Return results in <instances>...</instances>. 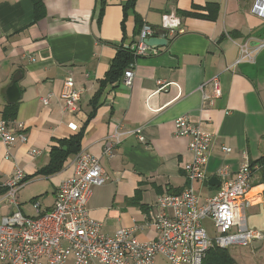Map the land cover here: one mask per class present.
Wrapping results in <instances>:
<instances>
[{"label": "crops", "instance_id": "1", "mask_svg": "<svg viewBox=\"0 0 264 264\" xmlns=\"http://www.w3.org/2000/svg\"><path fill=\"white\" fill-rule=\"evenodd\" d=\"M42 1L44 15L36 19L31 0H0V116L10 104L6 91L14 80L19 92L14 120L23 124L26 136L15 142L10 158L4 157L0 141V181L16 167L24 172L17 196L22 212V191L37 183L44 190L30 191L28 203L34 198L40 212L50 209L59 184L74 171L76 154L86 151L99 158L107 177L93 189L89 216L104 233L131 228L139 241L154 239L151 213L157 211V196L188 186L185 166L192 154L189 138L174 132L178 116L212 134L205 178L194 183L199 203L219 189L220 169L230 176L237 172L242 152L249 162L264 159V48L254 62L235 63L240 44L254 46L264 36V20L250 12L252 0H135L126 12L129 0ZM143 24L156 28V35L165 34L168 43L157 47L156 54L136 56L125 68L134 72L130 86L124 72L104 81L117 47L136 43ZM169 29L183 32L171 36ZM214 76L221 94L213 97L210 86L204 87L210 97L203 104L200 86ZM66 78L81 90L76 112L66 111L60 99ZM157 80L169 84L158 90ZM49 93V103L43 104L40 97ZM79 131V151L67 155L55 172L40 173L49 163L51 147ZM115 131L123 135L108 156ZM32 149L39 153L31 155ZM212 177L218 183L204 181ZM263 194L257 169L245 218L249 228L264 235ZM12 210V205L0 204V217ZM33 211L31 216L38 213ZM226 249L233 264H264V238ZM153 264L171 263L158 254Z\"/></svg>", "mask_w": 264, "mask_h": 264}, {"label": "built area", "instance_id": "2", "mask_svg": "<svg viewBox=\"0 0 264 264\" xmlns=\"http://www.w3.org/2000/svg\"><path fill=\"white\" fill-rule=\"evenodd\" d=\"M250 12L264 20V0H252ZM157 29L143 24L136 43L126 45L135 56L156 54L157 48L150 47L144 40L157 33ZM171 36L183 32L182 29H169ZM264 48V36L254 46L243 42L239 45V56L235 63L254 62L256 54ZM131 66V65H130ZM132 67L124 71V83L132 84ZM158 90L169 83L157 80ZM210 86L211 96L221 94L217 76L201 84L203 104L210 95L204 87ZM52 94L40 97L48 104ZM81 90L75 87L71 78L63 81L60 99L64 109L76 112L79 108ZM76 130V126L69 124ZM21 122L5 120L0 116V141L4 146V157L10 158L11 148L16 141H25L26 136ZM177 136L189 138L188 149L192 154L185 172L188 186L180 193H164L157 196L151 219L156 236L148 242L139 241L131 228H120L110 235L101 230V223L88 214V202L94 187L104 184L107 177L99 158L86 151H79L74 159V171L58 186L52 207L39 211V202L31 201L38 213L24 214L19 207L18 191L25 183V174L16 167L14 172L0 181V204L13 206L11 213L0 217V264H66L71 256V264H153L156 255H163L171 264H201L209 248H227L233 244L247 245L253 240L263 239L264 235L246 224L245 210L252 204L250 196L251 179L258 165L251 166L247 155L242 152L243 161L237 172L230 176L222 168L217 192L198 202L194 183L205 178L204 167L212 134L192 124L188 117L178 116L174 120ZM123 132L110 135L106 154L117 144ZM140 140L143 137L139 136ZM223 150L229 151L227 147ZM32 149L30 154H38ZM209 218L215 234L210 236L202 225Z\"/></svg>", "mask_w": 264, "mask_h": 264}, {"label": "trees", "instance_id": "3", "mask_svg": "<svg viewBox=\"0 0 264 264\" xmlns=\"http://www.w3.org/2000/svg\"><path fill=\"white\" fill-rule=\"evenodd\" d=\"M34 9L35 18L38 19L44 15V4L42 0H31ZM135 0H129L123 7L125 9L133 8ZM141 26L138 28L137 33L140 32ZM136 56L133 52L123 43L117 47V53L112 60L110 65V69L104 78V81H113L116 77H119L121 73L124 72L125 68L132 63L133 59ZM102 81V83L104 82ZM96 103V97L92 101V110L89 113L91 115L94 112ZM17 110V105L13 104H6L1 113V117L5 120H14L15 114ZM81 138V132H77L68 138L61 139L59 141V146H52L50 152V160L49 163L41 170L40 173H53L57 169L60 168L62 161L64 160L67 155L71 153H75L79 151V141ZM66 147V150H63V147ZM251 166L258 165L259 169V182L264 185V159L260 158L255 162H250ZM257 170V169H256ZM254 170V171H256ZM26 180V177H25ZM32 200H35L34 198ZM263 202H264V194H263ZM201 264H233V260L229 255L227 249L213 247L209 248L202 260Z\"/></svg>", "mask_w": 264, "mask_h": 264}, {"label": "water", "instance_id": "4", "mask_svg": "<svg viewBox=\"0 0 264 264\" xmlns=\"http://www.w3.org/2000/svg\"><path fill=\"white\" fill-rule=\"evenodd\" d=\"M144 43H146L150 47L157 48V47L166 45L168 43V40L165 37V34H163V35H156L155 34L153 36L146 38L144 40ZM6 95H7L8 102L10 104L15 103L17 101V99L19 98V92H18V89L16 87L14 80L11 81V85L8 87V89L6 91ZM204 181L208 182L209 184H213L215 181H216V183H218V179L216 177H212V178H210L208 180H204ZM204 184H205V182H204Z\"/></svg>", "mask_w": 264, "mask_h": 264}, {"label": "rangeland", "instance_id": "5", "mask_svg": "<svg viewBox=\"0 0 264 264\" xmlns=\"http://www.w3.org/2000/svg\"><path fill=\"white\" fill-rule=\"evenodd\" d=\"M34 189H28V190H24L22 191L21 195H20V199L19 201L22 202V206L24 207L23 208V213L26 214V215H33L34 214V211L33 209L31 208V206L29 205V200H28V196L32 193L30 191L32 190H37V191H41V190H44V184L43 183H37L36 186L33 187ZM18 196V195H17ZM38 201V200H37ZM2 205V204H1ZM5 207L1 206V209L2 211H4ZM202 225L203 227L206 229V231L208 232V234L210 236L214 235L215 234V229H214V225H213V222L209 219V218H205L203 219L202 221ZM232 248V247H231ZM72 262V257L70 256L67 261H66V264H71Z\"/></svg>", "mask_w": 264, "mask_h": 264}]
</instances>
